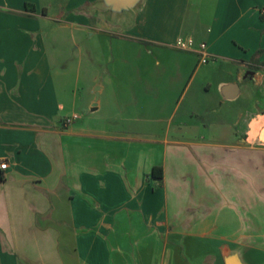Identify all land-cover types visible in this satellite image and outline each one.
<instances>
[{
	"label": "crops",
	"instance_id": "0c3cea01",
	"mask_svg": "<svg viewBox=\"0 0 264 264\" xmlns=\"http://www.w3.org/2000/svg\"><path fill=\"white\" fill-rule=\"evenodd\" d=\"M50 2L0 0V264H264V0H139L109 19L101 0ZM101 27L118 53L79 97L96 124L54 84L52 34Z\"/></svg>",
	"mask_w": 264,
	"mask_h": 264
},
{
	"label": "rangeland",
	"instance_id": "374dc122",
	"mask_svg": "<svg viewBox=\"0 0 264 264\" xmlns=\"http://www.w3.org/2000/svg\"><path fill=\"white\" fill-rule=\"evenodd\" d=\"M58 1L51 0L49 4L51 7H47L50 11L49 13L53 16L58 14L57 6L54 7ZM102 18L109 19L110 14L107 13ZM57 21H60L59 18ZM87 30L75 31L72 34L67 30H62L52 34L53 47H56L54 65L58 72L53 76V81L55 86L63 92L73 90L77 95L73 108V111L78 116L77 121L88 118L89 123L94 122L97 124L101 121V115L104 113V110L101 107L99 111L96 110L90 113L88 108H86L85 102H81L79 97L84 96L88 88L99 86L100 83L105 85L108 75L107 71L111 68V53L116 58L118 52L114 46L111 52L103 36L102 30L104 28L101 27L99 31H95L92 28ZM90 31L93 32L92 35H88ZM252 77L249 81L254 87L255 112L262 113L264 112V68H261ZM63 101L66 104L71 102L69 94L67 97L64 96ZM91 116H97V118L93 120L94 118ZM257 150L259 151L258 157L262 184L264 182V147L259 145L257 146ZM254 160H256V155ZM261 191L264 193V185ZM261 198L264 199V195H261Z\"/></svg>",
	"mask_w": 264,
	"mask_h": 264
},
{
	"label": "water",
	"instance_id": "95a60500",
	"mask_svg": "<svg viewBox=\"0 0 264 264\" xmlns=\"http://www.w3.org/2000/svg\"><path fill=\"white\" fill-rule=\"evenodd\" d=\"M105 6V14L119 13L122 11L130 10L136 6L139 0H101ZM223 264H246L236 253H228L223 256Z\"/></svg>",
	"mask_w": 264,
	"mask_h": 264
},
{
	"label": "built area",
	"instance_id": "2783aa9c",
	"mask_svg": "<svg viewBox=\"0 0 264 264\" xmlns=\"http://www.w3.org/2000/svg\"><path fill=\"white\" fill-rule=\"evenodd\" d=\"M175 46L179 47V48H185V49H190L195 47V49L198 51L199 53V62L200 63H205L208 60V56L207 53L205 52V43L204 42H199L196 45H194L193 40L190 37H186V38H182V37H178L175 40ZM75 114H72L69 117H65L64 118V122H69L71 118H74ZM6 163L5 162H1L0 163V168H5Z\"/></svg>",
	"mask_w": 264,
	"mask_h": 264
},
{
	"label": "trees",
	"instance_id": "16d2710c",
	"mask_svg": "<svg viewBox=\"0 0 264 264\" xmlns=\"http://www.w3.org/2000/svg\"><path fill=\"white\" fill-rule=\"evenodd\" d=\"M43 11V9H42ZM254 57V56H253ZM254 60V59H253ZM258 67H264V62H259L257 65L251 67L253 69H257ZM150 175L154 178H156L158 181L161 179V171L159 166H153L151 168Z\"/></svg>",
	"mask_w": 264,
	"mask_h": 264
}]
</instances>
